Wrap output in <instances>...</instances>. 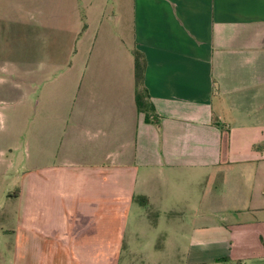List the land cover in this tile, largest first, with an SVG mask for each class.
Masks as SVG:
<instances>
[{
	"label": "crops",
	"instance_id": "0c3cea01",
	"mask_svg": "<svg viewBox=\"0 0 264 264\" xmlns=\"http://www.w3.org/2000/svg\"><path fill=\"white\" fill-rule=\"evenodd\" d=\"M58 35L39 93L21 52ZM263 143L264 0H0V194L31 211L5 264H264Z\"/></svg>",
	"mask_w": 264,
	"mask_h": 264
},
{
	"label": "rangeland",
	"instance_id": "374dc122",
	"mask_svg": "<svg viewBox=\"0 0 264 264\" xmlns=\"http://www.w3.org/2000/svg\"><path fill=\"white\" fill-rule=\"evenodd\" d=\"M45 37H39L37 51L34 53H30L29 51H22L21 55L23 56V66L25 63L30 64V61L36 62L38 73L31 77L32 81L35 83L36 91L39 93L44 91V88L47 84L53 83V87H57L58 83L62 82V66L69 64L73 53H74V42L68 38L66 35H58L48 37V40L45 41ZM17 54V53H16ZM20 55V53H18ZM15 54L12 52L3 53V60L10 62L13 61ZM47 61H51L49 63L58 64L60 67H49L47 70L44 69V64ZM35 66V65H33ZM28 69V68H27ZM27 82L30 80L29 78L25 79ZM57 83V84H54ZM51 86V87H52ZM10 97L6 96L5 101L7 102ZM14 100V99H10ZM36 100H34L35 104ZM30 107H26L23 109L22 116L16 117L18 122V127L20 130V137L16 140L17 145H21L24 139H26L25 135L28 134L30 130ZM14 156H16V160L22 162L24 164V153L22 151L14 152ZM11 171V170H9ZM12 183L11 181H7L5 187H8ZM30 207H28V202L23 201L22 205L17 204L16 202H11L6 199L5 194H0V235L2 230H15L13 227L16 223L20 222H30ZM5 223V229H4ZM12 226V227H11ZM7 235L10 233H6ZM6 235V236H7ZM10 242V241H9ZM4 244L0 238V246L1 249V260L0 264H5L7 261V253L8 248H4Z\"/></svg>",
	"mask_w": 264,
	"mask_h": 264
},
{
	"label": "trees",
	"instance_id": "16d2710c",
	"mask_svg": "<svg viewBox=\"0 0 264 264\" xmlns=\"http://www.w3.org/2000/svg\"><path fill=\"white\" fill-rule=\"evenodd\" d=\"M133 78H134V102L137 112L144 115L145 122L149 123L150 118L154 113L152 104L149 101L147 90L144 86V70L145 60L138 50L133 49ZM219 126V125H217ZM221 129V144L226 145L227 130L220 126ZM255 149H264V143L257 145Z\"/></svg>",
	"mask_w": 264,
	"mask_h": 264
}]
</instances>
